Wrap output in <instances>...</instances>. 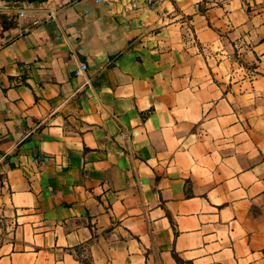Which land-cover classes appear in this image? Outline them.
<instances>
[{"label":"crops","instance_id":"1","mask_svg":"<svg viewBox=\"0 0 264 264\" xmlns=\"http://www.w3.org/2000/svg\"><path fill=\"white\" fill-rule=\"evenodd\" d=\"M0 212V264H264V0H0Z\"/></svg>","mask_w":264,"mask_h":264},{"label":"built area","instance_id":"2","mask_svg":"<svg viewBox=\"0 0 264 264\" xmlns=\"http://www.w3.org/2000/svg\"><path fill=\"white\" fill-rule=\"evenodd\" d=\"M157 3V0H147V4H149L150 6L155 5ZM24 12H20V15H23ZM87 68L86 64L82 63L79 69V72L81 70H85ZM127 135V134H126ZM0 220H1V212H0Z\"/></svg>","mask_w":264,"mask_h":264}]
</instances>
